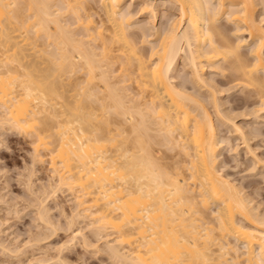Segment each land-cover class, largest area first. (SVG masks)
Returning <instances> with one entry per match:
<instances>
[{
	"label": "bare ground",
	"instance_id": "6f19581e",
	"mask_svg": "<svg viewBox=\"0 0 264 264\" xmlns=\"http://www.w3.org/2000/svg\"><path fill=\"white\" fill-rule=\"evenodd\" d=\"M143 2L153 31L134 18L128 0H0V125L33 127L35 161L41 145L54 143L50 163L58 184L76 187V216L90 218L100 238L110 227L118 233L105 238L115 262L264 264L262 200L223 171L221 150L231 138L221 137L196 92L206 91L223 114L217 91L225 85L207 67L229 68V79L258 95L256 115L264 112V25L255 0H160L179 11L163 28L157 0ZM222 14L236 37L218 21ZM152 35L158 41L148 43ZM180 57L194 91L176 81ZM227 115L222 121L232 122L257 168L264 158L248 135L256 128ZM42 203L41 218L49 220Z\"/></svg>",
	"mask_w": 264,
	"mask_h": 264
},
{
	"label": "rangeland",
	"instance_id": "374dc122",
	"mask_svg": "<svg viewBox=\"0 0 264 264\" xmlns=\"http://www.w3.org/2000/svg\"><path fill=\"white\" fill-rule=\"evenodd\" d=\"M128 1L131 2V4L133 2V4L130 6V9H133L132 11L137 12V14L134 15V18H136L138 22L146 25L147 31H153V29H150V27L152 26V22L149 14L147 13L148 7H142L144 3L143 0H128ZM157 2L160 4V5L158 4L160 12L158 11V16L156 18V25L158 27L163 28L164 24L167 25L169 23L168 21L171 19L170 16L172 15L174 16V14L179 13V11L176 5L174 6V8L173 6L172 8L169 7V10L167 11L168 7L166 8L164 7V5L162 6L161 3L162 0L161 2L160 0H157ZM164 9H166V12L163 11ZM254 13H255V17H257L258 22L264 25V0H258V1L255 0ZM222 16L225 18H223ZM219 18L220 19L218 21H220L221 25L226 26L225 24H227V26L224 28L228 27L227 29L228 31H230L231 36L236 37L233 34L234 30L236 29L235 27L236 25L234 26L233 25L234 23L231 20H229V22H231L229 23L226 15L224 14H222ZM262 19H263V23H262ZM227 35H229V33ZM244 35H247V33H245ZM231 36L230 38L232 39ZM152 37L155 38H152L148 43L155 42L157 36L152 35ZM156 40L158 41V38ZM146 46L147 47L145 48V50H147L149 45L146 44ZM244 46L245 47H243L242 50L244 52L248 51L247 44ZM183 61H184L183 57H180L177 62L176 71L174 72L176 76L175 77L176 81L185 83L187 87H189V90L194 91V89L196 88H194L193 83L190 81L192 78V74L190 75V67L188 66V64L186 65L185 61L184 62ZM223 63L226 64V62ZM211 69L212 68L207 67V75L208 76L213 75V77H215L219 81L220 83L219 86H221V84L222 86L225 85L224 87H220L223 90L219 89L217 91V98L222 104V105L220 104V108H222L223 114H220L219 116L216 107H214L213 104L214 102L212 103V101H214L212 100L213 98L208 97V93L206 91L201 90L202 92H200L197 91L199 90L197 88L196 92L204 93L202 94V96L205 97V102L209 103L208 107H210V111L212 113L213 118L215 119L214 121L216 122L217 129L221 137L226 136L228 137V140L229 138H231L229 140L230 143L229 142L226 143L227 140L223 143L224 146L221 150L220 157H222L221 159L225 160L224 162H222L225 165H221V166L223 168V171L227 173L226 175L229 176L231 175L232 179H234V181L237 182V184L240 187L241 185H243L242 187H246L247 191L249 190V192H251V197H254L255 199V200L253 199V201L256 200L258 201L261 199L263 203L260 202L261 200L259 202L264 206V180H263L264 164L263 166H261L262 163L264 162L263 161L264 159L260 161L261 163L257 164V168L251 169L252 164H254L253 162L254 158L253 159L251 158V156L253 157V155L251 154V152L248 153L246 149L247 147H245L246 146L245 142L241 140V138L239 137L237 138V136L232 133L231 131L232 122L229 119H226V121H222L224 115H227L226 113H228L229 110L232 108L230 110V114L228 113L229 115L227 116H231L230 118L239 122L240 124H243L247 131L250 128L252 129L256 128L255 132L257 133L253 132L248 134L250 135V140H251L249 141L252 148H254V151L257 149L256 150L257 154L261 155L260 157L264 158V118H263L264 112L260 111L259 113L261 115L257 116L256 115L257 112L254 111V109L255 108L257 109L259 106L257 104L258 95H256V93L253 90H252L253 92L250 91L251 90L250 88L247 87L245 88V86L236 85V81L235 80L232 81L233 77L229 79L233 75V73H230L231 71L229 70V68L228 69L220 68L221 70L219 69V71H218V67L217 68L213 67L215 71ZM222 72L224 73V75L222 74ZM228 80H230V82ZM1 110L2 108L0 107V111ZM3 124L0 125L1 127L0 128V241L3 242L0 243V264H65L67 262L68 263L70 262L69 264L71 263L72 264H121L120 263L121 261L120 262L116 261L117 262L116 263L115 259H111V255L105 243L106 237L108 239H111L112 241L115 238V236H117L118 233L113 228L111 229V227L110 229H106L102 232L104 235L101 234V238H100V234H95L94 232H92V225H90L91 223L89 220L90 218L76 216V212L79 209L76 204V199H75L76 197L74 198V196H76L75 195L76 187H73L74 189H72L66 184L61 185L60 183L59 184L57 183L58 179L56 181V178H58L57 177L58 175L55 170L54 171L56 174L53 172V168L51 166L52 164L50 163L52 162L51 161L52 152L50 154L51 150H49L54 147L53 146L54 143H48L51 145L50 146L51 148L48 147L49 151L46 148L42 147L41 145L39 147L40 151L38 152V155L43 154L41 156L42 158L41 160H38L39 158H37V160L35 161L33 155L37 154V152L35 151L34 147L36 145L35 142H38V140L33 141L35 140L34 139L35 136L33 135V132H31L33 131L32 129L33 127L30 126L31 127L30 128L27 126V128L24 129H17L14 127L10 128L8 124H4V125ZM227 124L230 125L228 126ZM116 126L117 125H115V127ZM29 132H31V134ZM50 137L51 136L45 138H48L47 140H49ZM231 144H234L232 146L235 147L236 145L239 146L238 152H236L237 149H235V147L234 148L232 147V149L230 150ZM178 149L179 148H176L174 149V151L175 150L177 151ZM233 151H235L236 153ZM172 152L173 151H171V153ZM220 171L224 173L222 169H220ZM52 172L54 175L52 174ZM240 183L243 184L240 185ZM50 185L51 186L53 185V189ZM257 186H258V190L260 191V194L258 190H256L258 192L254 190L255 188H257ZM49 188L54 191L53 192L54 194H52L51 190L50 193ZM41 199L42 201L40 202L39 200ZM42 202L45 203V205L46 204L48 205V207L46 205L47 207L46 209L48 212V214L47 212L46 214L49 215L50 217L49 220L53 219L55 223L53 222V220H51L52 222L50 223V221L46 219L47 221H49V223H47L44 218L45 216L43 217L44 219L41 218L42 216L40 213V209L42 206L41 205ZM71 211H75V213L73 214V212ZM66 215H68L67 218ZM70 216L71 218H73L72 219L73 221L71 220L72 223H70L71 221H69ZM46 218H48V216ZM67 219L69 222H67ZM54 224L56 227L54 226ZM79 229L81 230L80 232L81 234L79 235L77 234L76 239L75 238L71 239L70 236L73 235L72 233H74V231H77ZM66 240H68L69 243ZM63 242L64 243L67 242L68 245L66 243L64 246V244H62ZM2 245H5L6 248H3ZM126 245L127 246H125L126 248L124 247V249H127V247L129 249L130 246L128 244ZM15 249H17V251H14ZM57 255L60 257H58Z\"/></svg>",
	"mask_w": 264,
	"mask_h": 264
}]
</instances>
